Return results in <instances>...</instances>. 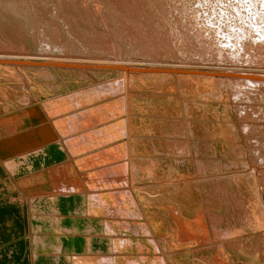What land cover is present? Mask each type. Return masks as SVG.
Returning a JSON list of instances; mask_svg holds the SVG:
<instances>
[{
	"label": "rangeland",
	"instance_id": "374dc122",
	"mask_svg": "<svg viewBox=\"0 0 264 264\" xmlns=\"http://www.w3.org/2000/svg\"><path fill=\"white\" fill-rule=\"evenodd\" d=\"M126 1L135 2L147 12L137 0ZM108 2L81 0L78 13L83 16L91 7L103 11ZM165 2L162 0L164 7L171 3L190 6L193 0ZM124 3L125 0L121 6ZM129 16L127 21L133 26L136 19L133 14ZM142 26L140 22L139 28L146 30ZM104 29L97 22L82 27L79 36L88 43L84 42L81 51L78 43L72 46L74 41L64 35L59 41L66 39L70 50L57 42L53 48L44 47L28 36L23 41L24 51L53 58L65 55L79 59V63L84 59L90 62L91 58L133 61L141 68L143 63L156 59L163 64H197L205 69H226L233 62L230 58L216 60L218 63L213 59L199 61L181 48L178 58L163 53L161 57L133 55L121 44L118 51L105 53L101 41L98 43ZM115 40L112 36V45L118 43ZM150 45L145 47L147 54L163 49ZM237 66L257 68L241 62ZM125 71L26 63L12 66L0 58V110L10 115L0 119L13 127H0V136L7 133L9 138L0 140V158H15L14 151L24 147L15 148L20 142L26 147L31 144L16 154L12 163L30 171L31 161L42 157L47 145L62 147L72 160V174L78 176L83 191H88L87 199L101 195L102 205L107 202L102 209L96 197L99 202L92 201L97 205L93 210L116 223L119 236L113 240L124 244L127 239L132 240L135 254L150 255V264H264V177L255 173L257 169L264 173V92L243 90L252 101L240 99L244 102L234 104L228 95V84L216 86L213 78L182 73L166 76L159 71L129 75ZM118 80L123 83L118 86L120 91L115 85ZM99 84L111 86L100 94ZM236 105L241 108L240 116ZM34 114H40L43 121ZM242 125H249V129L246 131ZM13 130L17 131L12 135ZM27 155L29 162L22 159ZM114 174L120 175L117 181H112L111 177H117ZM118 194L119 201L114 202L111 198ZM111 208H115L114 217L108 213Z\"/></svg>",
	"mask_w": 264,
	"mask_h": 264
},
{
	"label": "bare ground",
	"instance_id": "6f19581e",
	"mask_svg": "<svg viewBox=\"0 0 264 264\" xmlns=\"http://www.w3.org/2000/svg\"><path fill=\"white\" fill-rule=\"evenodd\" d=\"M108 1V7L103 11H97L96 9L91 10L92 7L90 9L85 6L89 11L87 10L86 13H82L83 16H81L78 13L80 11L78 2H81V0H0V58L2 59V62L8 63L12 66L18 65L20 63H26L33 65H53L72 68L102 67L106 69H119L121 71L128 70L129 72L127 71L126 74L129 75L140 74V72L159 71L163 74L167 73L166 76L168 74L171 75L182 73L196 75L202 77L203 79H206L208 77L213 78L214 81H217L216 86L217 84L223 85V82H226L228 84V95L234 100V104L239 101L242 102L243 99H247L248 101L251 100L248 95H245L243 90H261V92H264V2H261L263 0H193L194 3L192 2L191 4H194L195 6L191 4L189 6L188 3V5L185 3L182 4V6L179 4L181 7L177 5V3H173L175 6L177 5L176 7H174L172 3L170 5L168 3L167 5L169 6L164 7L166 5L162 4V0H142V2H139L137 0L136 2H138L139 5L140 3H142L141 5L146 8L147 12H145L143 9H139L140 6L138 7V4L136 5L135 2L129 3L125 0L124 5L121 6L123 0ZM166 2L165 0H163V3ZM48 12H53L54 15ZM99 12H102V14H99ZM169 13H171V15H169ZM132 14L133 17H135L136 21L131 17L132 21H135V24L133 26L131 25V27L128 21L130 18L129 15ZM126 16L127 18L129 16V18H125ZM102 18H104V20H106L108 24L107 22L103 23L104 20ZM95 19L98 21H95ZM237 20H240L242 23L239 24ZM94 22H97L98 24L101 23L102 27L105 28L104 32L110 33L104 34V32L102 31V35L98 36L100 38L98 40V43L100 44L101 41V45H103L102 49L105 53L109 51L114 52L115 50L119 49V46L121 44L128 48L129 53H134L133 55L141 54L143 56L152 55L154 57H159L160 54L163 53L164 55H166V57H168L167 54H170V57L173 58L177 57V55H180L179 48H181V50H186L188 54L190 53L191 56L195 55L197 57V60L199 61L200 59H213L215 61L218 60L220 62H223L221 60L230 58L233 62L230 61V63L232 62V64H230V66L226 65V69L224 67V70L222 66H208L205 69L203 68V66H196L197 64L193 66L187 64L168 65L158 62V60L156 59L154 61L151 60L153 62L143 63L144 68H141L134 65L135 63H133V61L120 63L119 60L117 62H110L109 59L96 61L91 58L92 60L90 59V62L84 59L79 63V59H77V61L79 60L77 62L76 58L72 60L70 57L67 58V56L65 55L59 57L55 56L56 58H53V56H37L31 54L29 51H24L25 48L23 45V41L28 40L26 38L28 36H31L34 43H41V45L44 47L53 48L55 47L54 43L57 42L58 44L63 46V48L67 47L68 50H70V46L69 43H66V39L70 40V42L73 40L74 44H72V46H76V43H78L80 50L85 45L84 42L86 41L84 39L81 40L79 36L82 27L88 25L90 26L94 24ZM140 22L143 26L146 27V30L143 28V26V30L139 28ZM153 22H156L157 25L153 24ZM223 23H225L224 26ZM190 24H193V26H190ZM61 35H64L66 37V39H64L65 42H63L64 40L61 39V42L59 41V37ZM112 36L114 39L118 40L117 44L114 43L112 45ZM150 43L153 44L152 48H154L155 46L157 48L161 47L163 49H159L161 51H153L152 49H150L153 52L150 51L151 54L150 52L149 54H147V49H145V47H150ZM141 45L144 47L142 48ZM63 50L65 49H62V51ZM11 55L12 57H9ZM160 59L161 58H159V60ZM197 60L196 62H199ZM224 62H226V60ZM240 62L242 63V65H251L250 67L256 66L257 68H239L237 66V63ZM217 63L215 65H218ZM227 63L229 62L227 61ZM46 77L52 78L51 75H46ZM183 78L184 77H182V79ZM121 84L123 85V83L120 81L118 82V84L115 83L116 87L119 88V90L117 89L118 91L122 89L118 87ZM106 86L107 85L99 84V87H97L99 93H103L102 91H104L105 89L109 90L111 85L109 86V88H107ZM112 90H115V88ZM243 107L244 106H242V108ZM236 108L235 110H237V114L238 116H240V114L242 113V111L240 110L241 108L239 105H236ZM34 115L40 118V114ZM2 116L3 115L0 110V118ZM8 119L13 120V118ZM1 120L2 119H0V127L2 126L6 130L13 129L11 125H7ZM41 120L42 119L40 118V121ZM18 121L19 120H17L14 125H17ZM248 126L249 125H245L243 128L247 131L249 129ZM36 147H38V145ZM255 173H258V175L260 174L264 177V173L259 171L258 169L257 171H255ZM261 199L262 203L264 204V197H261ZM102 203L103 201L101 202V204ZM113 214L111 215L113 216Z\"/></svg>",
	"mask_w": 264,
	"mask_h": 264
},
{
	"label": "crops",
	"instance_id": "0c3cea01",
	"mask_svg": "<svg viewBox=\"0 0 264 264\" xmlns=\"http://www.w3.org/2000/svg\"><path fill=\"white\" fill-rule=\"evenodd\" d=\"M7 136L3 134L0 140L9 139ZM19 145L25 147L20 142L15 148ZM24 147L14 151L15 158L0 159V264L151 263L150 255L135 254L132 240L127 239L125 244L113 240L119 236L116 223L93 210L101 204V195L87 199L88 191H83L78 176L72 174L73 163L64 149L54 143L47 145L46 153L31 161L32 170L27 171L12 164ZM22 159L29 162L30 158L27 155ZM114 175L117 177H111L112 181H117L119 174ZM113 197L114 202L119 201V195ZM92 201L99 204L94 206ZM106 203L101 204L102 209ZM113 209L108 213L113 214Z\"/></svg>",
	"mask_w": 264,
	"mask_h": 264
}]
</instances>
